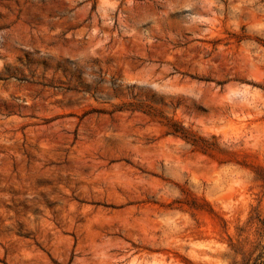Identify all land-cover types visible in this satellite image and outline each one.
I'll list each match as a JSON object with an SVG mask.
<instances>
[{"label":"rangeland","instance_id":"rangeland-1","mask_svg":"<svg viewBox=\"0 0 264 264\" xmlns=\"http://www.w3.org/2000/svg\"><path fill=\"white\" fill-rule=\"evenodd\" d=\"M264 0H0V264L264 259Z\"/></svg>","mask_w":264,"mask_h":264},{"label":"trees","instance_id":"trees-1","mask_svg":"<svg viewBox=\"0 0 264 264\" xmlns=\"http://www.w3.org/2000/svg\"><path fill=\"white\" fill-rule=\"evenodd\" d=\"M264 225V222H263ZM253 264H264V259L256 260Z\"/></svg>","mask_w":264,"mask_h":264}]
</instances>
